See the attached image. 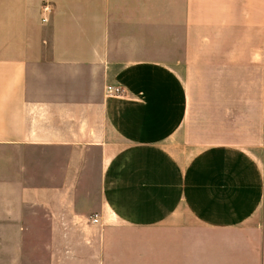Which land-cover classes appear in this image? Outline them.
Instances as JSON below:
<instances>
[{
	"label": "crops",
	"instance_id": "crops-1",
	"mask_svg": "<svg viewBox=\"0 0 264 264\" xmlns=\"http://www.w3.org/2000/svg\"><path fill=\"white\" fill-rule=\"evenodd\" d=\"M0 264H264V0H0Z\"/></svg>",
	"mask_w": 264,
	"mask_h": 264
},
{
	"label": "built area",
	"instance_id": "built-area-1",
	"mask_svg": "<svg viewBox=\"0 0 264 264\" xmlns=\"http://www.w3.org/2000/svg\"><path fill=\"white\" fill-rule=\"evenodd\" d=\"M43 12L46 14H49L51 12V9L48 6H44L42 8ZM43 22L47 21V18H43L42 19ZM122 89L120 87H111V86H107L106 87V93L109 95H121L122 94ZM96 220H94L95 222Z\"/></svg>",
	"mask_w": 264,
	"mask_h": 264
}]
</instances>
